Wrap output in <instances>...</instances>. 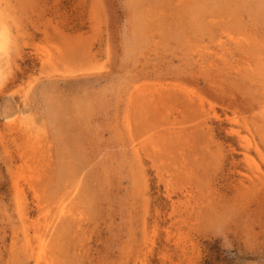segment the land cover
Masks as SVG:
<instances>
[{
  "label": "rangeland",
  "instance_id": "1",
  "mask_svg": "<svg viewBox=\"0 0 264 264\" xmlns=\"http://www.w3.org/2000/svg\"><path fill=\"white\" fill-rule=\"evenodd\" d=\"M0 28V264H264V0H0Z\"/></svg>",
  "mask_w": 264,
  "mask_h": 264
},
{
  "label": "bare ground",
  "instance_id": "2",
  "mask_svg": "<svg viewBox=\"0 0 264 264\" xmlns=\"http://www.w3.org/2000/svg\"><path fill=\"white\" fill-rule=\"evenodd\" d=\"M4 26V25H3ZM4 30V29H3ZM4 32V31H3ZM4 35H6V34H4ZM3 33L1 32V28H0V50L3 48ZM250 45V44H249ZM1 53H3V52H1ZM1 53H0V55H1ZM1 57V56H0ZM9 59V58H8ZM6 61H8V60H6ZM1 62V61H0ZM222 92V91H221ZM188 95V94H187ZM194 96V95H193ZM191 97V96H190ZM189 97V98H190ZM190 101V100H189ZM50 108V110H49V115L51 116V119L52 120H54V122L57 124V125H60L61 127L63 126V124H65L64 122H63V119H62V116H61V114H63V112H62V110L61 109H58V107H55V106H52V107H49ZM64 108V107H63ZM255 108V107H254ZM64 110V109H63ZM232 110V109H231ZM65 115H66V113H65ZM227 133V132H226ZM69 134V137L68 136H66V138H62L61 136V138H59V140H60V143L62 142V145H64V147H68V151L65 153V158L67 157V158H72V160L74 161L70 166H69V170L68 169H65V170H68L67 171V174H71V173H73L74 171V173H73V177H77L78 176V173L80 172V170H81V168H78V167H76V164H75V162H79V161H81V159L83 158V153H81V145H80V142H79V137H78V135L77 134H72V135H70V133H68ZM33 136V135H32ZM42 137V136H41ZM65 137V136H64ZM36 139V138H35ZM42 139V138H41ZM40 139V140H41ZM36 142V141H35ZM50 142V141H49ZM39 143V142H38ZM42 143V142H41ZM44 144V143H43ZM42 144V145H43ZM45 145V144H44ZM49 146H50V144H49ZM41 147H43V146H41ZM43 149V148H42ZM70 149V150H69ZM45 150L47 151V149L45 148ZM44 150V151H45ZM36 151V150H35ZM34 151V152H35ZM45 151V152H46ZM62 151V150H61ZM33 152V151H32ZM31 152V153H32ZM42 152V155H44L45 156V154L47 155V154H49V153H45V154H43V151H41ZM65 152V151H64ZM30 153V152H29ZM40 153V152H39ZM34 154V153H33ZM29 155V154H28ZM62 155H64V154H62ZM31 156H33V155H31ZM37 156V155H36ZM40 156V155H39ZM38 156V157H39ZM51 157V156H50ZM49 157V158H50ZM29 158V157H28ZM37 158V157H36ZM36 158H34V159H36ZM44 158V157H43ZM20 159H22V158H20ZM36 161V160H35ZM42 161V160H41ZM43 161H44V159H43ZM46 166V165H45ZM50 166V165H49ZM64 168H66V167H64ZM77 171V172H76ZM64 173V172H63ZM76 174V175H75ZM28 178V177H27ZM78 178V177H77ZM76 178V179H77ZM26 179V178H25ZM29 180H31L30 178H29ZM29 182V181H28ZM37 183V182H36ZM18 184V183H17ZM100 184V183H99ZM33 185V184H32ZM87 185V184H86ZM29 186V185H28ZM17 187V186H16ZM32 187H34V186H32ZM19 188H20V186H19ZM35 188V187H34ZM33 188V189H34ZM86 188V187H85ZM84 188V189H85ZM21 189V188H20ZM20 189L18 190V191H20ZM27 189V188H26ZM22 190V189H21ZM29 190H32V189H30L29 188ZM17 191V192H18ZM23 192H24V190H22ZM99 191V189H97V187L96 186H87V188H86V191H85V193H87V195H86V198L88 199V201H89V199L91 198V196H93L94 195V193L95 192H98ZM84 192V191H83ZM22 194V193H21ZM32 194V193H31ZM25 194H23L22 196H24ZM28 195V194H27ZM35 195V194H34ZM84 197V196H83ZM23 198V197H22ZM25 198V197H24ZM85 198V197H84ZM21 200V199H20ZM60 202V201H59ZM56 207V206H55ZM77 215V214H76ZM56 219V218H55ZM57 225V224H56ZM59 225V224H58ZM58 240V239H57ZM25 242V241H24ZM34 248H32V250H33ZM26 251V250H25ZM35 252V251H34ZM30 254V253H29ZM33 254V253H32ZM41 254V253H40ZM36 255V254H35ZM29 256V255H28ZM27 256V257H28ZM43 257V256H42ZM34 261V260H33ZM29 262V261H28Z\"/></svg>",
  "mask_w": 264,
  "mask_h": 264
}]
</instances>
